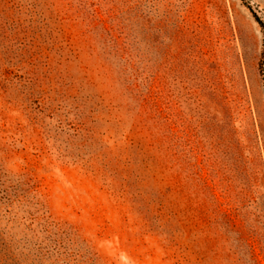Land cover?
Returning <instances> with one entry per match:
<instances>
[{
  "label": "rangeland",
  "instance_id": "rangeland-1",
  "mask_svg": "<svg viewBox=\"0 0 264 264\" xmlns=\"http://www.w3.org/2000/svg\"><path fill=\"white\" fill-rule=\"evenodd\" d=\"M0 264H264V0H0Z\"/></svg>",
  "mask_w": 264,
  "mask_h": 264
}]
</instances>
